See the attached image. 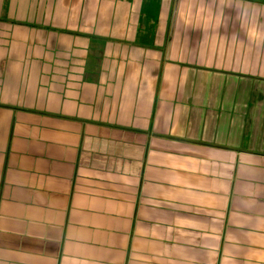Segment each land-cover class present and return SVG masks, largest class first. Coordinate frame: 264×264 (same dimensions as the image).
<instances>
[{"label":"crops","instance_id":"crops-1","mask_svg":"<svg viewBox=\"0 0 264 264\" xmlns=\"http://www.w3.org/2000/svg\"><path fill=\"white\" fill-rule=\"evenodd\" d=\"M258 0H0V264H264Z\"/></svg>","mask_w":264,"mask_h":264},{"label":"rangeland","instance_id":"rangeland-1","mask_svg":"<svg viewBox=\"0 0 264 264\" xmlns=\"http://www.w3.org/2000/svg\"><path fill=\"white\" fill-rule=\"evenodd\" d=\"M257 2H259V3H257L258 5H260L262 8H263V10H259V17H264V0H258Z\"/></svg>","mask_w":264,"mask_h":264}]
</instances>
